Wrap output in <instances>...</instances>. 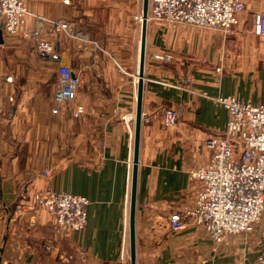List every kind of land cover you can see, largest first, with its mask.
I'll return each instance as SVG.
<instances>
[{
    "label": "crops",
    "instance_id": "crops-1",
    "mask_svg": "<svg viewBox=\"0 0 264 264\" xmlns=\"http://www.w3.org/2000/svg\"><path fill=\"white\" fill-rule=\"evenodd\" d=\"M22 1L30 13L62 20L69 29L67 36L47 33L58 44L56 59L20 49L15 67H0V264H130L142 0ZM243 2L227 34L147 21L135 264H252L264 252V212L252 232L220 244L201 227L168 226L171 212L196 194L188 173L210 159L206 140L225 129L227 111L213 99L264 105V37L254 34L264 0ZM33 22L26 18L16 44ZM163 53L172 61L155 58ZM59 64L79 79L78 118L71 105L52 113ZM178 107L176 125L164 127V110ZM47 190L89 200L82 231L57 234L54 216L34 210L33 194ZM46 243L55 249L46 251Z\"/></svg>",
    "mask_w": 264,
    "mask_h": 264
},
{
    "label": "built area",
    "instance_id": "built-area-1",
    "mask_svg": "<svg viewBox=\"0 0 264 264\" xmlns=\"http://www.w3.org/2000/svg\"><path fill=\"white\" fill-rule=\"evenodd\" d=\"M243 10V0H150L148 20L163 21L172 27L187 25L227 34L238 24V15ZM29 16L36 25L25 37L38 41L39 56L56 59L58 44L40 37L44 24L49 22L53 32L66 34L68 24L30 13L21 0H0L2 32L15 34ZM254 34L264 37L262 13L254 17ZM155 58L161 62L172 61V56L164 53ZM57 74V89L53 96L56 107L52 113L56 114L59 106L71 104V115L78 118L83 113V107L74 103L79 79L65 64L58 65ZM213 100L227 111L225 129L206 140V146L211 150L210 159L188 173L196 194L190 203L171 212L168 226L172 230H179L186 224L201 227L214 243L220 244L226 236L252 232L264 212V105L240 101L232 96H218ZM181 112L182 107L165 109L163 126H175ZM33 202L34 210L54 216L55 233L84 229L89 205L86 197L47 190L35 192ZM20 211L25 213L27 209ZM44 249L52 252L55 246L46 243ZM80 258H84L83 252H80ZM253 264H264V253Z\"/></svg>",
    "mask_w": 264,
    "mask_h": 264
},
{
    "label": "water",
    "instance_id": "water-1",
    "mask_svg": "<svg viewBox=\"0 0 264 264\" xmlns=\"http://www.w3.org/2000/svg\"><path fill=\"white\" fill-rule=\"evenodd\" d=\"M149 4H150V0H142L140 60H139V70L137 76L138 81H137L136 110L134 117V144H133L131 189H130V202H129V214H128L130 264H135V260H136L135 211H136V190H137V167H138L139 142H140V133H141V124H142L141 108H142V94H143V69H144V60H145V37H146V25L148 21ZM2 43H3V38H2V31L0 29V44Z\"/></svg>",
    "mask_w": 264,
    "mask_h": 264
},
{
    "label": "rangeland",
    "instance_id": "rangeland-1",
    "mask_svg": "<svg viewBox=\"0 0 264 264\" xmlns=\"http://www.w3.org/2000/svg\"><path fill=\"white\" fill-rule=\"evenodd\" d=\"M22 1V0H21ZM23 2V1H22ZM24 4V2H23ZM26 7V6H25ZM27 9V8H26ZM29 11V10H27ZM26 20V19H25ZM48 20H51V19H48ZM35 22H33V27L31 29H27V30H24L22 33H21V36H22V40L23 42H21V44H16V41L14 40L15 36L18 35L20 32V28L22 27L19 26L18 29H17V32L15 34H6L4 32H2V38H3V43L0 44V67H3V68H7V69H11L13 67H15L19 61V58H17L15 55H14V52L17 51V50H24V51H36L37 52V40H35L34 38L32 37H25V34L26 33H29L31 34V32H33V30L35 29ZM49 26L50 27V30L47 31L46 30V26ZM2 31V30H1ZM51 33L52 35H56L57 37L61 34H64L67 36L66 33L64 32H60V33H55L53 32L52 30V26L49 22H45L44 24V28H43V33L41 34V38L42 39H46L50 42H54V43H57L56 40H51L49 39L48 37V34L47 33ZM63 35V36H64ZM9 39V41H8ZM15 41V42H14ZM12 70H10L9 72H11ZM13 75V74H12ZM14 76V75H13ZM13 76H10L11 77V80H12V77ZM14 78V77H13ZM233 97V96H232ZM235 98V97H234ZM237 99V98H236ZM239 100V99H238ZM12 102L11 103H14V98L11 100ZM241 101V100H240ZM251 103V102H249ZM254 104V103H252ZM67 105L70 106L71 104H65L64 107L66 108V111H67ZM262 105V104H261ZM224 131V130H223ZM264 253V252H263ZM261 253V254H263ZM260 254V255H261ZM258 255V256H260ZM257 259V258H256ZM256 261V260H255ZM254 263V262H253ZM252 263V264H253Z\"/></svg>",
    "mask_w": 264,
    "mask_h": 264
}]
</instances>
